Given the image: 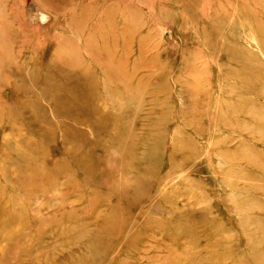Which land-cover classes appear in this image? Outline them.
<instances>
[{"label": "rangeland", "instance_id": "374dc122", "mask_svg": "<svg viewBox=\"0 0 264 264\" xmlns=\"http://www.w3.org/2000/svg\"><path fill=\"white\" fill-rule=\"evenodd\" d=\"M0 264H264V0H0Z\"/></svg>", "mask_w": 264, "mask_h": 264}]
</instances>
